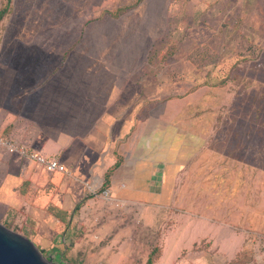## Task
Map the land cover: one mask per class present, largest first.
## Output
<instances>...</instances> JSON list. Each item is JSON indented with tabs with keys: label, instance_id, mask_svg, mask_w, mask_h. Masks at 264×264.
<instances>
[{
	"label": "crops",
	"instance_id": "0c3cea01",
	"mask_svg": "<svg viewBox=\"0 0 264 264\" xmlns=\"http://www.w3.org/2000/svg\"><path fill=\"white\" fill-rule=\"evenodd\" d=\"M81 33L79 42L70 45L56 33L28 40L20 38L22 32L1 35L0 137L56 159L69 174L48 173L0 147V218L21 235L27 233L59 264L85 259L128 264L139 248L136 233L110 222L97 228L93 218L104 203L87 197L83 183L107 179L106 187L148 227L156 213L200 208L202 180L208 179L203 165L216 161L219 153L207 146L212 128L188 123L182 118L187 111H137L132 103L123 105L131 64L121 60V33L112 59L105 30ZM246 171L224 175L234 224L250 214ZM261 191L257 182V208L264 200ZM49 208L67 213L66 224Z\"/></svg>",
	"mask_w": 264,
	"mask_h": 264
},
{
	"label": "rangeland",
	"instance_id": "374dc122",
	"mask_svg": "<svg viewBox=\"0 0 264 264\" xmlns=\"http://www.w3.org/2000/svg\"><path fill=\"white\" fill-rule=\"evenodd\" d=\"M94 28L105 30L111 59L121 33V60L131 64L123 105L187 111L188 123L212 128L207 146L219 153L203 165L208 179L195 212L156 213L146 227L130 205L119 210L97 198L104 203L93 218L97 228L110 222L136 233L139 248L128 264L149 256L152 264H264V200L257 208L254 195L257 182L260 194L264 189V0H12L0 39L56 33L70 45ZM242 168L251 208L234 224L224 175ZM0 224L20 232L4 219Z\"/></svg>",
	"mask_w": 264,
	"mask_h": 264
},
{
	"label": "built area",
	"instance_id": "2783aa9c",
	"mask_svg": "<svg viewBox=\"0 0 264 264\" xmlns=\"http://www.w3.org/2000/svg\"><path fill=\"white\" fill-rule=\"evenodd\" d=\"M0 147L6 149L8 152L17 154L20 157L27 158L33 161L36 165L43 168L48 173H62L69 174L67 169L59 163L56 159H48L42 155L31 152L26 146L19 145L16 141L11 139H4L0 137ZM85 189V195L87 197L98 198L104 201L107 205L113 206L119 210L125 209L129 204L120 198H116L110 188L103 187L102 184H94L85 182L83 183ZM138 223V221H136ZM99 235L97 233L92 235L93 240H99Z\"/></svg>",
	"mask_w": 264,
	"mask_h": 264
},
{
	"label": "water",
	"instance_id": "95a60500",
	"mask_svg": "<svg viewBox=\"0 0 264 264\" xmlns=\"http://www.w3.org/2000/svg\"><path fill=\"white\" fill-rule=\"evenodd\" d=\"M0 264H53L27 237L0 224Z\"/></svg>",
	"mask_w": 264,
	"mask_h": 264
},
{
	"label": "trees",
	"instance_id": "16d2710c",
	"mask_svg": "<svg viewBox=\"0 0 264 264\" xmlns=\"http://www.w3.org/2000/svg\"><path fill=\"white\" fill-rule=\"evenodd\" d=\"M12 0H5L4 4L1 6L0 8V26H1V22L2 20L5 18V16L8 14L9 12V8H10V4H11ZM117 166V163L115 164V167ZM108 183V180L105 179V181L103 182V187H106ZM48 212L50 214H53V216L61 223V224H66V218H67V213L63 212V211H59L57 209H52L49 208ZM23 236L28 238V234L27 233H23ZM152 258L149 256L146 260L145 264H152Z\"/></svg>",
	"mask_w": 264,
	"mask_h": 264
}]
</instances>
